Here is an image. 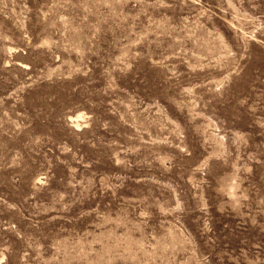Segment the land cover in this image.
I'll list each match as a JSON object with an SVG mask.
<instances>
[{
  "label": "rangeland",
  "instance_id": "rangeland-1",
  "mask_svg": "<svg viewBox=\"0 0 264 264\" xmlns=\"http://www.w3.org/2000/svg\"><path fill=\"white\" fill-rule=\"evenodd\" d=\"M0 264H264V0H0Z\"/></svg>",
  "mask_w": 264,
  "mask_h": 264
}]
</instances>
